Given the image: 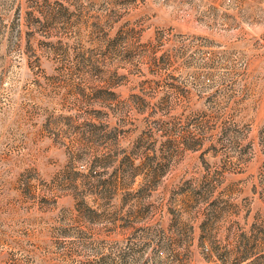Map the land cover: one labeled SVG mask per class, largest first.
<instances>
[{
    "label": "rangeland",
    "instance_id": "1",
    "mask_svg": "<svg viewBox=\"0 0 264 264\" xmlns=\"http://www.w3.org/2000/svg\"><path fill=\"white\" fill-rule=\"evenodd\" d=\"M0 264H264V0H0Z\"/></svg>",
    "mask_w": 264,
    "mask_h": 264
}]
</instances>
